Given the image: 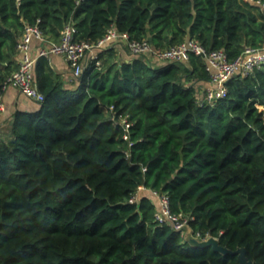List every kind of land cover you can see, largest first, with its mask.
I'll use <instances>...</instances> for the list:
<instances>
[{
  "label": "trees",
  "instance_id": "obj_1",
  "mask_svg": "<svg viewBox=\"0 0 264 264\" xmlns=\"http://www.w3.org/2000/svg\"><path fill=\"white\" fill-rule=\"evenodd\" d=\"M71 21L78 40L115 26L158 46L193 37L230 58L264 43V12L243 0H0V83L18 67L26 24L59 41ZM100 57L68 82L37 58L45 99L16 110L0 141V264H239L160 224L149 191L130 202L142 184L194 215V232L264 264V65L198 105L199 55L159 66L118 61L113 48ZM111 105L128 115L132 145Z\"/></svg>",
  "mask_w": 264,
  "mask_h": 264
},
{
  "label": "built area",
  "instance_id": "obj_2",
  "mask_svg": "<svg viewBox=\"0 0 264 264\" xmlns=\"http://www.w3.org/2000/svg\"><path fill=\"white\" fill-rule=\"evenodd\" d=\"M259 7L264 12V0H243ZM77 28L71 21L63 29L59 41L49 38L38 23L26 24L16 45L18 67L8 74L0 83V112L5 111L4 93L10 86H16L29 99L41 103L45 94L40 90L35 66L40 56L49 57L51 54L62 55L70 64L75 77H80L89 62L101 68L103 60L100 54L103 50L121 44L129 50L132 56H141L147 62L156 61L183 63L189 60L191 54L204 59L205 70L208 74L206 84L196 85V101L198 105L214 104L228 95L227 82L234 76H249L256 69L264 65V43L260 45H245L242 52L230 58L223 48L209 49L198 39L190 37L169 46L155 45L149 38H132L127 32L119 31L115 26L108 28L106 34L97 41L78 40ZM36 39L41 43L37 55L32 52V43ZM111 119L124 129V138L130 140L131 121L128 115H117L114 105L109 106ZM3 136L0 133V141ZM134 142L130 140V145ZM129 155V151H126ZM145 169V168H144ZM149 191L157 204L155 218L160 224H170L185 237L191 229V234L199 240L207 239L209 234L203 236L194 232L191 221L194 215L173 213L167 193L149 189L139 185L131 194L130 202L138 203L141 195Z\"/></svg>",
  "mask_w": 264,
  "mask_h": 264
},
{
  "label": "crops",
  "instance_id": "obj_3",
  "mask_svg": "<svg viewBox=\"0 0 264 264\" xmlns=\"http://www.w3.org/2000/svg\"><path fill=\"white\" fill-rule=\"evenodd\" d=\"M40 46L41 43L34 39L32 43V52L34 55H37ZM111 48H113L116 52L115 58L118 61H126L133 57L127 47L121 44L115 45ZM48 58L54 71L60 74L66 82L71 81L75 77L72 73L69 62L62 55L53 53ZM163 63L164 62L156 61L154 65L159 66L163 65ZM206 83L207 80L200 81V84ZM4 101L6 109L5 111L0 112V133L2 134L3 138L6 139L11 133L10 125L14 121L15 111L33 110L38 108L39 104L26 97L16 86H10L6 89L4 93Z\"/></svg>",
  "mask_w": 264,
  "mask_h": 264
},
{
  "label": "water",
  "instance_id": "obj_4",
  "mask_svg": "<svg viewBox=\"0 0 264 264\" xmlns=\"http://www.w3.org/2000/svg\"><path fill=\"white\" fill-rule=\"evenodd\" d=\"M149 39L151 40L152 38L149 37ZM185 239L189 242V244L193 246H197V247L211 246L214 250L222 254H228V253L236 254L239 264H263L259 260L250 259L247 255L246 247L241 246L233 250L227 247L226 245H223L220 242L219 238L216 236H209L207 239L199 240L194 236H192L191 229H189L185 233Z\"/></svg>",
  "mask_w": 264,
  "mask_h": 264
}]
</instances>
